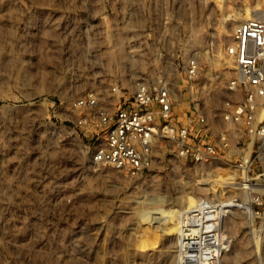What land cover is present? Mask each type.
<instances>
[{"label": "rangeland", "instance_id": "rangeland-1", "mask_svg": "<svg viewBox=\"0 0 264 264\" xmlns=\"http://www.w3.org/2000/svg\"><path fill=\"white\" fill-rule=\"evenodd\" d=\"M263 10L264 0H0V264H178L181 214L196 200L248 201L232 187L213 194L226 164L160 146L136 177L90 165L71 104L105 73L107 46L131 40L149 57L154 41L174 46L175 63L201 55L215 93L234 28ZM251 217L239 208L225 220L234 242L222 264H264V211Z\"/></svg>", "mask_w": 264, "mask_h": 264}, {"label": "built area", "instance_id": "built-area-1", "mask_svg": "<svg viewBox=\"0 0 264 264\" xmlns=\"http://www.w3.org/2000/svg\"><path fill=\"white\" fill-rule=\"evenodd\" d=\"M231 37L230 75L215 93L209 81L219 76L205 70L210 61L201 55L175 63L174 46L154 41L149 57L131 40L107 46L105 73L71 104L90 165L136 177L153 166L160 146L195 165L226 164L213 194L232 187L249 196L196 200L181 216L178 264H222L234 242L223 227L229 211L246 209L253 225L264 211V10Z\"/></svg>", "mask_w": 264, "mask_h": 264}, {"label": "bare ground", "instance_id": "bare-ground-1", "mask_svg": "<svg viewBox=\"0 0 264 264\" xmlns=\"http://www.w3.org/2000/svg\"><path fill=\"white\" fill-rule=\"evenodd\" d=\"M254 18H255V17H254ZM234 210H236V209H234ZM232 211H233V210H230V211H229V214H228L227 218L229 217V215L231 214ZM186 212H188V210H187ZM186 212L182 213L181 215L183 216V214H185ZM227 218H225V220H226ZM225 220H224V222H225ZM231 223H233V222H231ZM223 225H224V223H223ZM179 230H180V229H178V231H179ZM235 261H236V260H235Z\"/></svg>", "mask_w": 264, "mask_h": 264}]
</instances>
